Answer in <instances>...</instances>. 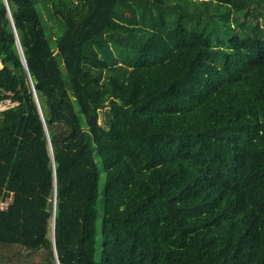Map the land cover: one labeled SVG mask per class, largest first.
<instances>
[{"label": "trees", "instance_id": "16d2710c", "mask_svg": "<svg viewBox=\"0 0 264 264\" xmlns=\"http://www.w3.org/2000/svg\"><path fill=\"white\" fill-rule=\"evenodd\" d=\"M262 9L0 0V264H264Z\"/></svg>", "mask_w": 264, "mask_h": 264}, {"label": "water", "instance_id": "95a60500", "mask_svg": "<svg viewBox=\"0 0 264 264\" xmlns=\"http://www.w3.org/2000/svg\"><path fill=\"white\" fill-rule=\"evenodd\" d=\"M16 34V33H15ZM16 39H17V47H18V50H19V53H20V55H21V58H22V61H23V63H24V65H25V59H24V57H23V53H22V50H21V46H20V44H19V41H18V38H17V36H16ZM55 198H54V201H53V213H54V207H55ZM53 223H52V239H54V232H53ZM54 254H55V259H56V264H59V262H58V260H57V256H56V252H55V249H54Z\"/></svg>", "mask_w": 264, "mask_h": 264}, {"label": "built area", "instance_id": "2783aa9c", "mask_svg": "<svg viewBox=\"0 0 264 264\" xmlns=\"http://www.w3.org/2000/svg\"><path fill=\"white\" fill-rule=\"evenodd\" d=\"M12 105H14V103L11 102V100L9 98L2 99V100H0V111L3 110V109H5V108H7V107H9V106H12ZM6 206H7V202L1 208H5Z\"/></svg>", "mask_w": 264, "mask_h": 264}, {"label": "rangeland", "instance_id": "374dc122", "mask_svg": "<svg viewBox=\"0 0 264 264\" xmlns=\"http://www.w3.org/2000/svg\"><path fill=\"white\" fill-rule=\"evenodd\" d=\"M263 11H264V9H262ZM260 22H261V20H260ZM262 23V22H261ZM260 37H264V34H262V35H259ZM105 111V109H103L102 111H100V119H99V121L100 122H102L103 121V117H104V115H103V112ZM10 200V198L8 197V198H6L4 201H1L0 200V207H3L4 205H5V203L6 202H8ZM52 234V233H51Z\"/></svg>", "mask_w": 264, "mask_h": 264}]
</instances>
